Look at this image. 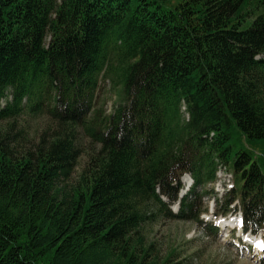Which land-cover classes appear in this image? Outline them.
<instances>
[{"label": "trees", "instance_id": "obj_1", "mask_svg": "<svg viewBox=\"0 0 264 264\" xmlns=\"http://www.w3.org/2000/svg\"><path fill=\"white\" fill-rule=\"evenodd\" d=\"M219 166L264 233V0H0V264H182L146 230Z\"/></svg>", "mask_w": 264, "mask_h": 264}, {"label": "rangeland", "instance_id": "obj_2", "mask_svg": "<svg viewBox=\"0 0 264 264\" xmlns=\"http://www.w3.org/2000/svg\"><path fill=\"white\" fill-rule=\"evenodd\" d=\"M97 94L99 106L106 114H110L120 102L117 87L108 79L100 80ZM28 122L27 128L32 133L42 130L47 120L38 118ZM234 182L232 171L219 166L213 181L195 186L196 194L203 197L200 208L205 213L195 221L160 220L152 223L146 230L150 241L156 243L164 255L177 249L175 259L182 264H264V234L254 236L244 232L238 202L230 206L226 215L218 213L232 192ZM181 183L180 195L186 191L184 186L188 181L182 180ZM170 208L174 214L180 211L178 204Z\"/></svg>", "mask_w": 264, "mask_h": 264}, {"label": "bare ground", "instance_id": "obj_3", "mask_svg": "<svg viewBox=\"0 0 264 264\" xmlns=\"http://www.w3.org/2000/svg\"><path fill=\"white\" fill-rule=\"evenodd\" d=\"M229 223V222H228ZM233 227V226H232Z\"/></svg>", "mask_w": 264, "mask_h": 264}]
</instances>
